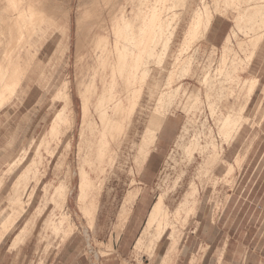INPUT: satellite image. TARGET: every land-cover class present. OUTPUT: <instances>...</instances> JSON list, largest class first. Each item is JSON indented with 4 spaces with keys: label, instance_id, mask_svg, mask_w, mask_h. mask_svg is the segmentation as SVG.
Masks as SVG:
<instances>
[{
    "label": "rangeland",
    "instance_id": "obj_1",
    "mask_svg": "<svg viewBox=\"0 0 264 264\" xmlns=\"http://www.w3.org/2000/svg\"><path fill=\"white\" fill-rule=\"evenodd\" d=\"M7 1L0 264H264V37L220 0L195 31L215 0ZM154 11V54L131 62ZM158 197L178 224L147 240Z\"/></svg>",
    "mask_w": 264,
    "mask_h": 264
},
{
    "label": "bare ground",
    "instance_id": "obj_2",
    "mask_svg": "<svg viewBox=\"0 0 264 264\" xmlns=\"http://www.w3.org/2000/svg\"><path fill=\"white\" fill-rule=\"evenodd\" d=\"M212 1H214V0H212ZM220 1L224 2V4H223L224 6H225V4H227V5L229 4L228 7L229 6L232 7L231 10H233V8L236 10V15L234 18V24H235V27L238 29V33H240L244 37L248 38L249 39L248 42L250 43V45L253 46V49H256L257 45L261 42V40L264 37V0H244L243 4H239V3L235 4L234 0H220ZM220 1L219 0L214 1L215 2V8H214L213 14L211 16L204 17L206 15V13H207V15L209 14V12H207V11L197 15L196 21L193 24V30L194 31L199 29V27L201 26L203 21L205 22L204 23V26H205L204 30H206V29L208 30V28L210 26V21L213 18V15L219 13V7L217 6V4ZM11 2H12V0H8L6 6H8V7L14 6V4ZM200 5H201V7L205 8L207 6V0H201ZM213 5H214V3H213ZM10 12H13V11H10ZM227 12H228V10H227ZM2 22H4V21H2ZM27 24H28V22H27ZM4 25H5V23H4ZM22 25L23 24H21V21L15 22L13 24L12 28L16 29V30H20L22 28ZM27 27H28V25H27ZM126 27L130 28V25H128L127 21L125 19H123L122 27H120L118 29V31H122ZM162 27H163V21L160 18H158L157 13L154 11L151 14L149 25L144 30L145 31L144 33H149L147 35V40L142 42V49L140 50V52H138V54H136L135 58L133 57L131 59V62L132 61L138 62L140 60L141 55H144L145 58L147 57V60H148L154 54L153 49L157 47V41H158L159 35L162 32ZM201 33H202V31H201ZM203 37H204V35H203ZM132 53H133V51H132ZM125 59H126V57H125ZM16 69L17 68H15V69L13 68V74L16 72ZM7 73H8V71H7ZM0 79H1V85H7L5 83L4 77H1ZM226 79L228 80V77H226ZM254 86H255V83H253L249 86L248 92H247L249 96L253 93V87ZM2 95L3 94H0V98L3 97ZM234 121L235 120H232L231 117H226L223 119L221 124L223 125V127L229 128L228 126L233 124ZM160 130H161V126L159 124L157 130L153 134L151 133L152 135H151V137L149 136L150 139L148 138V140L153 141L156 138L157 134L160 132ZM26 176H27V171H24L23 173L19 174L16 177V179L14 180L13 185H12V189H13L14 194H17L18 190L21 187L23 188V192H26V190L28 188L27 185L25 184ZM83 187H84V180L81 181V183H80V188L82 189ZM9 189H10V187H9ZM63 189L64 188L62 186L57 187L55 190L56 193H54V194L60 195L63 192ZM86 194L88 195L87 192H86ZM19 199H20L19 195H16V199H15L16 202H19ZM12 200H10V201H12ZM177 221L178 220L175 218V219H173V222L171 223L170 218H169L168 213H167V210H166V207L164 206V203H163V198L158 197V199L153 204V206L151 207V209L148 213L147 222H146V226L144 227L143 234L148 236L147 240L149 239V237H151V238L153 237L155 239L154 241H159V240H161L162 236L165 234V232L168 229L171 230V232L169 233L170 235L174 232L175 224H178ZM69 224H70V221H69ZM143 241H145V240H143Z\"/></svg>",
    "mask_w": 264,
    "mask_h": 264
}]
</instances>
